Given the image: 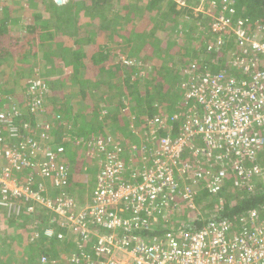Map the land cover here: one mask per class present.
<instances>
[{"label":"built area","instance_id":"2783aa9c","mask_svg":"<svg viewBox=\"0 0 264 264\" xmlns=\"http://www.w3.org/2000/svg\"><path fill=\"white\" fill-rule=\"evenodd\" d=\"M227 11L236 15L233 6L224 3L220 14L213 16L212 32L236 33L244 57L230 61L247 72V78L236 81L209 69L196 76L198 66L191 67L182 88L184 99L196 104L186 112L150 119L144 131L135 130L140 138L146 132L147 143L126 146L113 136L93 138L89 146L105 160L91 202L81 211L63 193L69 176V166L59 161L64 147L51 151L48 136L42 142L34 131L24 132L1 114L0 213L9 218L56 214L62 228L80 236L70 264H264V222L256 210L241 218L239 232L226 219L214 217L194 232L171 228L159 237L142 235L153 230L163 212L177 209L179 201L196 210L193 165L183 158L187 153L198 163L215 160L207 171L210 194H216L229 177L235 187L251 191L255 187L251 180L262 174V166L254 162L264 156V24L257 22L248 33L251 20L233 21L225 16ZM254 65L259 68L251 70ZM47 91L40 81L32 82L28 92L34 108L42 106ZM123 153L129 159L142 154L140 173L125 162ZM194 175L201 178L200 172ZM49 186L60 189V194L52 195ZM45 233L54 236L51 229ZM41 264L55 263L43 257Z\"/></svg>","mask_w":264,"mask_h":264},{"label":"trees","instance_id":"16d2710c","mask_svg":"<svg viewBox=\"0 0 264 264\" xmlns=\"http://www.w3.org/2000/svg\"><path fill=\"white\" fill-rule=\"evenodd\" d=\"M213 1L219 3L223 0ZM180 2H184L186 7L177 10ZM199 3L200 0H69L67 8L59 9L51 0H1L0 81L7 80L9 77H20L24 72H30V80L40 81L45 85L46 90L49 88V91L55 86L61 89V84L69 83V89L65 91L75 96L74 105L83 114L80 119H84V116L90 119L95 114L108 113L114 123L120 124L126 120L125 129L135 124L131 120L135 113L138 117L140 113L143 116L146 115L149 121L158 116L164 117L167 110L170 112L175 108L186 112L189 106L196 104L184 99L185 91L182 88L183 82L189 79L191 67L198 66L193 71L196 76H201V73L209 69L215 74L224 72L236 81L247 78V72H243L230 62L232 57H244V48L239 45L236 33L232 29L223 35L212 32L213 15L220 14L216 9L220 10L224 2L217 4L216 9L210 7L209 16L194 14ZM233 9L236 15L227 11L225 16L231 17L233 21L240 18L250 19L246 28L248 33L252 32L257 22L264 24V0H234ZM22 16H25V23L21 31L25 33V38L13 44L12 25ZM60 24L64 25L59 29ZM187 26H191L192 30L185 31ZM51 28H55V32ZM60 34L61 36L57 37ZM43 36L45 37L42 39ZM218 36L221 37L220 44H218ZM43 40L48 43L53 40L56 42L52 46V51H45L43 56L38 54L36 57L29 54L26 48L39 47ZM43 45L45 44H41ZM70 55H76L72 64L63 63L65 57ZM124 55H127L130 61H134V64L126 66L119 62ZM38 58L42 59V65L36 63L33 68L32 60L35 59V63ZM50 60H54L51 69L47 68L46 62ZM111 67H114V70H111ZM257 68L259 65L257 67L254 65L251 70ZM142 71L146 74L141 77ZM131 73L132 75L135 73V78L129 77ZM194 75L191 76L194 77ZM114 77L122 80V83H114ZM71 85H77L80 89L77 91ZM139 88L144 91H140ZM1 89L0 84V94L4 97L11 94L12 88L7 85L2 89L3 91ZM114 89L117 91L114 92ZM102 94L108 95L106 98L108 102L104 107L106 111L102 109L96 111L104 104H100L104 100L103 97L100 98ZM52 95L58 94L53 91ZM52 95L49 93L48 97ZM124 96L132 100L131 106L126 111L124 110L128 107L129 100L122 102L121 97ZM124 115L127 116L122 118ZM123 125L122 123V127ZM62 141V133H54L46 146L53 149L57 147L54 150L57 153ZM119 143L126 146L135 144L123 139ZM141 143L144 144L147 141H141ZM89 153L94 152L89 150ZM188 154L190 153L183 158L193 165L190 176L194 177L191 182L192 188L197 191L196 210L190 211L187 208V211L183 213L181 206L183 204L179 201L177 209L169 213L163 212L161 221L155 223L151 232H143V236L159 237L169 232L171 228L175 231L194 232L214 217L226 219L231 224L232 230L239 232L242 231L241 218H248L254 210L259 212L264 222V156L259 155L254 162L262 166V174L251 180L250 183L255 185L253 190L248 191V187L245 189L235 187L233 178L229 177L221 184L216 194H210L207 186L210 178L207 171L215 164V160L205 159L198 163ZM59 156L61 157L62 154ZM90 158L93 159L92 162L97 158L103 159L99 161L98 176L105 157L101 154ZM122 158L140 173L144 162L142 154L129 159L128 154L123 153ZM135 158L138 159L135 160ZM63 160L69 164L68 183L63 193L74 199L77 202L78 211H81L91 202H87L91 196L88 195L90 193L81 192L84 190V183L81 181L87 178L84 171L85 167L88 168L87 159L75 154ZM205 164L206 168L200 170L199 167ZM195 172H200L201 178H196ZM23 176L21 175L20 178ZM75 177L83 179L76 180ZM38 180L40 178L35 181ZM32 187L39 189L38 186ZM51 190H55L57 195L60 194L58 188L49 186V191ZM202 205L212 207L206 217L203 212L198 211ZM48 214H50L49 211ZM27 218L28 216H24L21 220L24 221ZM41 218L39 222L44 223V218ZM57 247L55 243L51 246V248Z\"/></svg>","mask_w":264,"mask_h":264},{"label":"crops","instance_id":"0c3cea01","mask_svg":"<svg viewBox=\"0 0 264 264\" xmlns=\"http://www.w3.org/2000/svg\"><path fill=\"white\" fill-rule=\"evenodd\" d=\"M24 19L25 16H22L12 25L11 34L14 35L12 36L13 44L25 38V33L21 31V29L23 28V23H25ZM58 27L59 29L61 28L60 26ZM51 29H54L55 32V28ZM71 34L73 35V29L71 30ZM44 37L45 36H43L42 39ZM43 41L44 42L41 44L47 45V52H51L52 46L54 45V43L56 44V42L54 40L53 42L49 43L45 40ZM41 44L39 47H41ZM39 47L34 48L33 51L35 53L32 56L36 57V55L38 54L43 56V53H40V50L38 51L37 49ZM31 48L33 47L29 46L28 48H26V50L29 51V54ZM34 60L35 59L32 60L33 62L31 63V65H35L36 63H41L40 65H42V59H36L35 63ZM74 60L75 59H73L72 62ZM46 62L48 64L47 68L51 69L54 60ZM72 62L68 64H72ZM39 68H41V66H39ZM15 80H17L19 83V80L21 81V76L13 78L9 77L4 81L1 80L0 84L6 86L7 82H13V84H10L11 86L8 85L9 88H12V92L13 88L17 85ZM68 86H70L69 83H64L61 84V89L59 88V86H55L54 89L51 88V95L53 91L57 92L58 95H52L48 98L46 106L41 108L40 116L26 117L27 122H30L33 126H35L34 132L41 137L40 140L42 142L44 141V137L46 136H48L50 140V136L54 133H62V145L67 146L66 154L64 155V157L81 154V148L93 135L100 134L103 136H113L117 141L123 139L126 142L133 143V141H130V138H132L135 133L130 128L133 127L135 131V124L129 127L127 131L123 127H119L117 123H114L113 119L108 116V113H105L103 115L95 114L94 116H91L90 119H88L86 116H84V119H80L83 114L79 110H77V106L75 107L74 105L76 102L75 96L72 95L71 92L67 93L65 91L69 89ZM71 86L75 87L76 90L80 89V87L77 85ZM26 88L27 85H24L23 88L21 87L19 91L15 90L13 92L14 94H10L8 95V97L11 98V100L15 103H20L24 98L27 97ZM102 97L104 100L103 102H100V104H104L101 105L96 111H99L100 109L106 111L104 107L107 105L108 101H106V98L108 97V95L102 94L100 95V98ZM56 102H58V104ZM71 109L73 111H71ZM126 110H128V108H126L124 111ZM180 110L181 109L178 108H175L170 112L167 110V115L165 114L164 116H172L178 113ZM26 129L28 128L23 127L24 132H26ZM141 137L142 139L140 138V140L142 142L146 141V132L141 133ZM140 140L138 139V142H140ZM135 144L139 145L138 143ZM54 146L56 145L54 144ZM49 148L51 151H54L57 147H55L54 149L52 147ZM59 161L63 162V159L61 158ZM75 179L79 180L83 178L75 177ZM41 182L45 183V181ZM51 194L57 195L55 190H51ZM88 195H91L89 200L87 201L89 203L92 199L93 192ZM78 210L79 209L77 208V211ZM24 216H28V218L22 221V217L9 218L6 217L4 213H0V218L4 217V221L6 223L15 227L18 225L19 232L26 231L29 234V240L24 239L21 234L19 236L16 234V239H12L10 236H7V234L2 233V227L0 226V264H41V259L43 257H47L51 262H54L55 264H70L68 261L69 257L77 251L80 237L74 234L72 231L62 228L60 224H58V216L52 212L50 214H48V212H39L38 214L28 213V215L25 214L23 215V217ZM41 217L44 218V223H41V221L39 222V220L42 219ZM29 218L31 219L29 220ZM42 228L43 232L41 233ZM49 229L53 231L54 236L50 237L46 235L45 231ZM13 231L16 232V230ZM57 233H63L65 236L64 239H59L56 235ZM54 243L58 245L57 248H51L52 244Z\"/></svg>","mask_w":264,"mask_h":264},{"label":"rangeland","instance_id":"374dc122","mask_svg":"<svg viewBox=\"0 0 264 264\" xmlns=\"http://www.w3.org/2000/svg\"><path fill=\"white\" fill-rule=\"evenodd\" d=\"M222 2H224V3H229L231 6H233V4H234V0H223V1H219V3H222ZM219 3H214V1L213 0H201V2H200V4H199V6H198V8H196L195 10H194V14L195 15H197V16H199V14H202V15H204V16H209L210 15V13H209V11H208V9L210 8V7H214L215 9H216V7H217V4L219 5ZM183 7H186V4L184 3V2H180V4H178V6H177V10H180L181 8H183ZM216 11H218V12H221V9L220 10H217L216 9ZM47 16H49V15H47ZM214 16V15H213ZM28 21H30V20H28ZM64 24H60L59 26L60 27H62ZM188 25H190L189 23H188ZM192 30V27L191 26H187V28H186V30L185 31H191ZM253 32V31H252ZM61 36V34L60 35H58L57 37H60ZM64 41L66 40V38H64L63 39ZM38 49V51L40 50V53H45V51H47V45H43V46H41V47H39V48H37ZM34 48H31L30 49V54L31 55H34ZM228 50H230V49H228ZM154 52V51H153ZM127 54H128V52H127ZM154 56V55H153ZM157 56V55H156ZM67 57V58H66ZM65 57V59H64V61H63V63H71L72 62V60L73 59H75L76 58V55H70V56H66ZM157 57H155V59H156ZM52 61V60H51ZM119 62H122V64L123 65H126V66H131V65H133L134 64V61H130L129 59H128V56L127 55H124L123 57H122V59L119 61ZM154 62V61H153ZM152 62V63H153ZM231 62V61H230ZM31 63V62H30ZM33 66V68H35L34 67V65H32ZM117 67V66H116ZM33 68L32 69H30L31 71L33 70ZM42 68V67H41ZM111 70H114V67L112 68L111 67ZM29 73L30 72H24L23 74H22V76H21V81L19 80V83H18V81L17 80H15V82H16V86L13 88V90H12V92H11V94H14L13 92L15 91V90H17V91H19L20 89H21V87L23 88V86H24V84H26V83H28V82H31L32 80H30V75H29ZM146 74V72L145 71H142V73L140 74L141 75V77H142V75H145ZM134 77L135 78V73H133V75H132V73L129 75V77ZM122 80H118V79H116L115 77L113 78V82L114 83H116L117 84V82H121ZM122 83V82H121ZM10 84H13V82H7V86L8 85H10ZM2 85V89H4V87H5V85H3V84H1ZM11 86V85H10ZM1 89V90H2ZM77 90H79V89H77ZM133 90H135V89H133ZM139 90L140 91H144L143 89H141V88H139ZM3 91V90H2ZM114 91L116 92L117 90L116 89H114ZM8 95V94H7ZM12 97V96H11ZM122 99V101L123 102H125L126 100H129V102H128V109H129V106H131V102H132V100H130V98L129 97H126V96H124V97H121ZM166 115H167V112L165 113ZM127 115H124V116H122V118H124V117H126ZM132 117H133V119H132ZM132 117H131V120L135 123V130H137V131H144L145 130V128H146V123L148 122V117L146 116V115H142L141 113H140V115H139V117H138V114H136L135 113V115H132ZM138 118V119H137ZM128 120H130V118L128 119ZM130 122V121H129ZM122 123L124 124L123 125V128L125 129L126 127H125V124L127 123V121L126 120H124V121H122L120 124L118 123L117 125L119 126V127H122ZM129 124V123H128ZM127 124V127L129 126ZM133 132H134V128L133 127H131L130 128ZM31 131L33 130V129H30ZM125 130H127L128 131V129H125ZM126 132V131H125ZM138 139L140 140V137H136V135H134L132 138H130V141H133V142H135V143H138L139 145H140V147H141V140H140V142H138ZM85 157L87 158L88 156H86L85 155ZM136 159H138V158H135V160ZM93 161V159L92 158H90L89 160H87V165H88V169H87V171L85 172L87 175V178H85V179H83L81 182L82 183H84L83 184V188H84V190H82L81 192H83V191H86V192H89V193H92L95 189H96V186H97V183H96V177H97V171H98V166H99V159L97 158L94 162H92ZM263 176H264V173H263ZM182 200V199H181ZM182 204L183 205H181L182 207H183V213H185L186 211H187V208H188V203L186 202V201H184V200H182ZM211 206L210 207H208V206H200L199 207V209H198V211H200V212H203L204 213V215H205V217H206V215H208V213L211 211ZM161 219L162 218H160V220L159 221H161ZM0 226L2 227V233H4V234H7V236H10L12 239H16V234L19 236L20 234H21V236L24 238V239H27V240H29V234L26 232V231H22V232H19V229H18V225L15 227V226H13V225H10V224H8V223H6L5 221H4V217H1L0 218ZM13 230H16V232L15 231H13ZM1 236V235H0Z\"/></svg>","mask_w":264,"mask_h":264},{"label":"clouds","instance_id":"9594fccd","mask_svg":"<svg viewBox=\"0 0 264 264\" xmlns=\"http://www.w3.org/2000/svg\"><path fill=\"white\" fill-rule=\"evenodd\" d=\"M1 2V1H0ZM51 2L53 4H55V0H51ZM201 2V0H200ZM215 3V2H214ZM200 4V3H199ZM33 81H31V83H27V90H26V95L27 97L24 98L20 103H15L14 101L11 100V98H9L8 96H2L0 94V115L3 114L5 115V117L7 118L6 120H10L12 122V124L15 126V127H19L20 129H23V127H26L28 129H26V132H29L30 129H33L32 131H34V128L35 126H33L30 122H27L26 120V117L27 116H40L41 114V108H43L44 106H46V102L48 100V95L50 93L49 91V88H48V91L46 94H42L43 96V104L41 107H38V108H34L33 106V101H32V96L29 94L28 90H29V86L32 84ZM25 85V86H26ZM4 128L8 127V126H4ZM8 129V128H7ZM6 129V130H7ZM37 135V133H36ZM99 136H102V137H106V136H103V135H93L90 137V139L83 145V147L81 148V154H77L78 156H83L85 159H89L90 157H92L93 155H97L99 156V154L97 153H93V154H90L89 153V150H92L91 147L89 146L91 140L93 138H96V137H99ZM59 147H64V153H62V159H64V155L66 154V150H67V146L65 145H61ZM88 156L87 158L85 157ZM103 159H100V161H102ZM64 163H66L68 166L69 164L63 160ZM87 167H85L84 171H87ZM97 181H98V176H97ZM94 193V191H93Z\"/></svg>","mask_w":264,"mask_h":264},{"label":"water","instance_id":"95a60500","mask_svg":"<svg viewBox=\"0 0 264 264\" xmlns=\"http://www.w3.org/2000/svg\"><path fill=\"white\" fill-rule=\"evenodd\" d=\"M55 6L59 9H65L69 6V0H55Z\"/></svg>","mask_w":264,"mask_h":264}]
</instances>
